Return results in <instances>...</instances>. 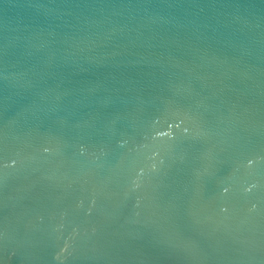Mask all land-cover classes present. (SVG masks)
I'll return each instance as SVG.
<instances>
[{"label": "water", "instance_id": "95a60500", "mask_svg": "<svg viewBox=\"0 0 264 264\" xmlns=\"http://www.w3.org/2000/svg\"><path fill=\"white\" fill-rule=\"evenodd\" d=\"M0 264H264V0H0Z\"/></svg>", "mask_w": 264, "mask_h": 264}]
</instances>
